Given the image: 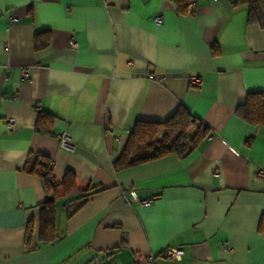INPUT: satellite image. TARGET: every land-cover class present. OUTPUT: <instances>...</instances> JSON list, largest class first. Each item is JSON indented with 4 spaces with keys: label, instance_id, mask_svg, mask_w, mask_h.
<instances>
[{
    "label": "crops",
    "instance_id": "0c3cea01",
    "mask_svg": "<svg viewBox=\"0 0 264 264\" xmlns=\"http://www.w3.org/2000/svg\"><path fill=\"white\" fill-rule=\"evenodd\" d=\"M189 1L0 0V264H264V126L235 113L264 90V28L236 0ZM178 106L208 129L192 152L115 171L134 123ZM31 155L97 188L68 217L80 200L58 188L48 243Z\"/></svg>",
    "mask_w": 264,
    "mask_h": 264
},
{
    "label": "trees",
    "instance_id": "16d2710c",
    "mask_svg": "<svg viewBox=\"0 0 264 264\" xmlns=\"http://www.w3.org/2000/svg\"><path fill=\"white\" fill-rule=\"evenodd\" d=\"M188 1L175 0L180 12L186 13ZM236 3L247 5L248 22L257 23L264 28V0H236ZM41 34L45 37V41L38 43L35 40L36 48L44 46L48 41V31ZM235 113L251 124L264 126V90L248 92L243 103L236 106ZM50 118L47 113L40 112L35 129L44 131L49 125ZM207 134V127L184 106H178L163 120H137L128 133L121 153L113 161V168L119 171L166 155L184 158ZM23 170L39 176L50 196L39 205L38 240L41 243L51 242L56 238L54 201L58 197V188H61L64 196L71 197L66 202L80 200L72 211L66 213L67 217L85 204L97 188L95 185H88L84 190L79 191L75 184L76 176L71 171H66L60 181L55 180L52 175V161L42 155H31L26 160ZM32 226V222L26 225L27 240L31 236ZM260 227L264 229L262 224Z\"/></svg>",
    "mask_w": 264,
    "mask_h": 264
},
{
    "label": "built area",
    "instance_id": "2783aa9c",
    "mask_svg": "<svg viewBox=\"0 0 264 264\" xmlns=\"http://www.w3.org/2000/svg\"><path fill=\"white\" fill-rule=\"evenodd\" d=\"M194 1H188L187 3V6H186V13H190L192 11V8L194 6ZM13 20H16L15 17H13ZM153 21L155 23H159L160 21V17L159 16H156ZM21 73L23 75H26V71L25 70H22ZM199 81V78L198 77H192L191 78V82L192 83H197ZM13 122L12 119H9L8 121V124L11 125ZM68 145V137H67V134L66 133H62L61 136H60V139H59V146L61 148H64V147H67ZM151 201L150 200H143L141 201V204L145 205V206H148L150 205ZM183 254V250L182 249H174V248H167L165 250V255L169 258V259H172V260H176V259H179L181 257V255ZM149 260H151L152 256H149L147 257Z\"/></svg>",
    "mask_w": 264,
    "mask_h": 264
},
{
    "label": "water",
    "instance_id": "95a60500",
    "mask_svg": "<svg viewBox=\"0 0 264 264\" xmlns=\"http://www.w3.org/2000/svg\"><path fill=\"white\" fill-rule=\"evenodd\" d=\"M57 239H55V241H56Z\"/></svg>",
    "mask_w": 264,
    "mask_h": 264
}]
</instances>
